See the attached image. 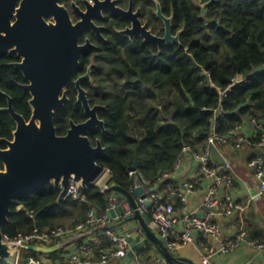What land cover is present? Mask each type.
<instances>
[{
    "label": "trees",
    "instance_id": "obj_1",
    "mask_svg": "<svg viewBox=\"0 0 264 264\" xmlns=\"http://www.w3.org/2000/svg\"><path fill=\"white\" fill-rule=\"evenodd\" d=\"M163 1L167 14H175V30L183 29L180 42L169 43L161 51L152 42L135 44L134 49L104 57L96 71L97 86L90 91L92 105L104 107L99 117L106 123L105 131L90 133L94 144L98 138L106 148L97 162L112 171L110 182L126 191L135 186L130 170L137 158L140 174L153 187L159 174L173 171L186 146L198 153L206 150L213 126L226 136L252 119L264 122V0H216L205 16L193 0ZM12 71L0 66V88L18 97L22 90L7 83L16 76ZM238 78L246 81L233 85ZM5 102L0 95V108ZM15 107L30 117L26 101ZM71 118L86 121L81 105L70 104L57 111L59 135L67 132ZM14 130L11 117L0 112V137L12 139ZM59 195L56 188L45 187L15 200L4 236L14 240L35 228L75 227L87 219L90 206L100 213L108 209V196L97 186L85 190V202L58 201ZM176 208L182 209L178 200ZM62 220L67 221L60 224ZM99 233L96 237L104 247L106 239ZM137 254L146 256L141 264H155L149 249ZM40 255L23 249L20 264ZM48 256L53 262L60 259L56 253ZM99 256L98 250L92 262L98 263ZM119 262L111 259V264ZM0 264L8 263L2 260Z\"/></svg>",
    "mask_w": 264,
    "mask_h": 264
},
{
    "label": "built area",
    "instance_id": "obj_2",
    "mask_svg": "<svg viewBox=\"0 0 264 264\" xmlns=\"http://www.w3.org/2000/svg\"><path fill=\"white\" fill-rule=\"evenodd\" d=\"M245 81L244 78H238L234 80L233 85ZM226 93L227 91L223 92L224 97ZM215 121L216 118H214ZM250 122L258 128V133L252 136L240 133L244 125L232 130L226 136L219 135L213 126L206 150L198 153L190 146H186L176 161L173 171L159 174L153 187H150L149 182L143 179L139 170H130L135 186L129 192L135 194L136 188L144 189L142 195L136 198L138 205L136 209L127 198H120L119 193L113 189L116 185L110 182L112 171L104 168L102 174L91 186L100 187L101 193L108 196L107 211L100 213L95 206H90L87 219L75 227L45 228L44 230L35 228L31 233H19L14 240L4 236L5 242L17 244L15 255L11 258L12 264H20L22 250L30 249L32 246L35 249L45 248V252L41 253L39 258L28 259V264H111L112 258L118 259L120 261L118 264H130L127 260L133 252L130 238L134 233L145 234L141 226L130 228L126 225L133 221L130 217L134 216L136 211L150 216L151 229L170 252L197 246L200 250V264H218L214 260L216 255L236 252L247 236V232L241 229L234 237L222 238L220 219L231 218L246 211L253 202L264 196V152L256 155L249 162V167L254 170L260 184L245 204L234 202L228 195H220L222 189H230L233 186V165L225 156L222 164L216 163L212 152L217 148L218 143L230 144L236 149L250 144L264 150V122L256 119ZM187 156L193 158L196 163V177L176 182L174 174L181 170ZM206 182L209 183L205 196L208 207L201 214L190 211L188 209L190 197ZM85 190L87 189L81 184L72 180L65 199L85 202ZM177 200L182 204L181 210L176 208ZM148 202L152 203L149 209L146 206ZM21 207L22 205L19 206ZM111 211L115 212L114 217L108 215ZM122 222L124 224L120 225ZM96 231H99V234L106 239L104 247L101 246L100 240H97ZM92 240H96L97 245L94 246ZM248 244L250 247L264 250V243L248 240ZM98 250L99 261L94 263L93 256ZM49 253L58 254L60 259L53 262L48 258ZM155 260L158 264L162 262L161 258Z\"/></svg>",
    "mask_w": 264,
    "mask_h": 264
},
{
    "label": "water",
    "instance_id": "obj_3",
    "mask_svg": "<svg viewBox=\"0 0 264 264\" xmlns=\"http://www.w3.org/2000/svg\"><path fill=\"white\" fill-rule=\"evenodd\" d=\"M215 2L216 0H210L203 5L204 16L207 7ZM159 14L161 15V12ZM165 20L167 33L164 38L152 34L146 36V40L158 44L160 49L171 40H179V36L171 35L170 19ZM70 26L74 30L76 28L77 33V27L72 26L69 20L66 24L49 25L48 33L54 36L55 40L52 47L47 46L49 39L41 41L42 32L40 35L38 33L39 37L36 40L28 38V33L35 31L27 30L26 25L16 28V42L15 39H11V43L10 40L0 39V52L10 49L13 43L19 45L18 51L21 49L27 51L26 56L30 57V60L27 59L18 67L29 73L34 82L33 86L28 87L33 94L31 119L27 121L11 105L5 111L9 112L16 122L13 139H0V142L7 146L4 149L0 147V260H5L8 264H12L11 258L15 255L17 244L4 241V226L10 220L15 200L33 195L45 187H54L60 191L58 201H62L66 198L72 180L88 189L104 171V167L97 162V157L104 154L106 148L101 140L94 144L90 138V133L97 127L106 130L105 121L98 115V110L104 108L103 106L92 107L86 98V92L80 89V99L83 98L87 120L79 124L71 121V127L66 135L58 134L55 123L57 111L68 101L66 92L62 98L60 94L69 84L72 72L79 64L78 54L72 55L69 61L63 63L65 55L63 51L66 46L57 44L58 40L62 42L66 40L71 32ZM139 166L140 160L137 158L131 170H138ZM113 189L119 193L120 198H127L135 209L138 206L136 198L144 191L142 187L136 188L135 194L120 186H114ZM146 206L149 209L152 203L148 202ZM108 215L114 217L115 212L111 211ZM130 218L140 223L149 240L160 249L169 263L195 264L185 258L178 260L165 247L151 229L149 215L136 211ZM130 241L133 239L130 238ZM30 249L35 248L32 246ZM134 255V252L130 253L127 260L131 261ZM24 264H28V260Z\"/></svg>",
    "mask_w": 264,
    "mask_h": 264
},
{
    "label": "flooded vegetation",
    "instance_id": "obj_4",
    "mask_svg": "<svg viewBox=\"0 0 264 264\" xmlns=\"http://www.w3.org/2000/svg\"><path fill=\"white\" fill-rule=\"evenodd\" d=\"M166 11V2L163 0H0V39L10 40V43L11 39H15L16 42V28L26 25L27 30L35 31V33H28V38L36 40L39 37L38 33L40 35L42 32L41 41L49 39L47 46L52 47L55 45V40H53L54 36H50L48 33L49 25L66 24L69 20L72 26L77 27V33L76 28L74 30L70 26L71 32L67 35L66 40L63 42L58 40L57 44L66 46L63 51L65 54L62 59L63 63L69 61L72 55L78 54L79 64L73 70L71 80L62 90L60 98L66 92L68 101L64 107L70 104L81 105L85 113L83 98L80 99V89L86 92V98L92 107L102 106L98 103L93 106L90 95L91 89L97 86L95 78L100 60L110 55H117L119 50L134 49L136 48L135 44L154 43L151 40H146L148 34L164 38L167 33L165 19H170L171 35L179 36L180 39L183 29L175 30V14L174 12L167 14ZM173 42L178 43L180 40H171L167 44ZM154 44L157 45L159 51L167 45L165 44L160 49L158 44ZM18 47V44L13 43L10 49L0 52V61H2L0 66L14 70L12 73L16 76L7 83L16 84L22 93L16 97L0 88V95L6 101V106L1 107L0 112L7 113L11 117V114L5 109L12 105L14 110L19 113L15 106L26 101L31 107L30 117L27 118L23 114H19L29 121L33 111L31 106L33 94L28 87L33 86L34 82L29 73L18 67L24 64L27 59L30 60V57L26 56L27 51L22 49L18 51ZM10 87H12L11 90L14 89L13 85ZM100 110H98V115ZM11 119L13 120L12 117ZM71 121L77 124L81 123L71 118L67 132L71 127ZM14 123L16 129V122L14 121ZM96 129L101 128L97 127ZM98 140L97 138L96 142ZM0 147L4 149L7 146L0 142Z\"/></svg>",
    "mask_w": 264,
    "mask_h": 264
},
{
    "label": "crops",
    "instance_id": "obj_5",
    "mask_svg": "<svg viewBox=\"0 0 264 264\" xmlns=\"http://www.w3.org/2000/svg\"><path fill=\"white\" fill-rule=\"evenodd\" d=\"M242 135L252 136L258 133V128L251 122L246 123L240 131ZM264 150L258 146L246 144L240 149H236L230 144L218 143L216 149L213 150V160L222 164L224 156L231 160L233 165L234 181L230 189H222L221 196H230L234 202L247 203L250 195L258 188L260 181L255 176L254 170L249 167V162L256 155L263 153ZM196 177V163L190 156L185 157L184 164L181 170L174 174L176 182H182L186 179ZM209 183L206 182L200 186V189L193 194L189 199L188 209L202 213L208 207L205 203L206 189ZM222 226V238L234 237L239 230H245L247 236L242 246L234 253L226 255H216L214 260L218 264H264V250H259L250 247L248 240H259L264 243V196L253 202L246 211L238 213L231 218L220 219ZM130 228L141 226L138 221L129 222ZM156 234V233H155ZM132 246L134 257L130 264H141L146 256L138 257L137 252L140 249H149V256H153L155 264H158L155 259L161 258L160 264H169L163 256L160 249L147 237L146 234H135L133 237ZM98 240V239H97ZM96 242V240H92ZM138 248L137 250L135 249ZM40 253L45 252V248L37 247L35 249ZM176 258H185L195 264H200V250L197 246H189L172 252ZM135 260V262H134Z\"/></svg>",
    "mask_w": 264,
    "mask_h": 264
},
{
    "label": "rangeland",
    "instance_id": "obj_6",
    "mask_svg": "<svg viewBox=\"0 0 264 264\" xmlns=\"http://www.w3.org/2000/svg\"><path fill=\"white\" fill-rule=\"evenodd\" d=\"M193 2H194V6H196V7H199V8H201L202 10H203V5L205 4L204 2H202V0H193ZM66 219V218H65ZM67 220H70V218L68 217L67 218ZM67 220H62L61 222H60V224L62 223V222H66ZM64 225H69V223L68 224H64ZM0 262H2V260H0Z\"/></svg>",
    "mask_w": 264,
    "mask_h": 264
}]
</instances>
